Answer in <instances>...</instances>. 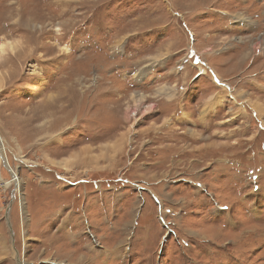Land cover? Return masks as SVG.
<instances>
[{"label":"rangeland","instance_id":"rangeland-1","mask_svg":"<svg viewBox=\"0 0 264 264\" xmlns=\"http://www.w3.org/2000/svg\"><path fill=\"white\" fill-rule=\"evenodd\" d=\"M8 42L0 264H264V0H0Z\"/></svg>","mask_w":264,"mask_h":264},{"label":"water","instance_id":"water-1","mask_svg":"<svg viewBox=\"0 0 264 264\" xmlns=\"http://www.w3.org/2000/svg\"><path fill=\"white\" fill-rule=\"evenodd\" d=\"M0 158H1L2 162H3V164L8 167L12 177L14 178L15 177L14 171L12 170V167H10L9 162L7 160V157L5 155L4 145H3V142L1 140V138H0Z\"/></svg>","mask_w":264,"mask_h":264},{"label":"bare ground","instance_id":"bare-ground-1","mask_svg":"<svg viewBox=\"0 0 264 264\" xmlns=\"http://www.w3.org/2000/svg\"><path fill=\"white\" fill-rule=\"evenodd\" d=\"M7 47H11L12 49H15V44H13L12 42H8V43H1L0 44V52L5 53L7 50ZM162 94V93H161ZM136 97L138 98V101H142V99L144 98L142 93H136L135 94ZM51 106V105H50ZM259 108V106L257 107ZM263 108V107H262ZM261 109V108H260ZM263 110V109H262Z\"/></svg>","mask_w":264,"mask_h":264}]
</instances>
